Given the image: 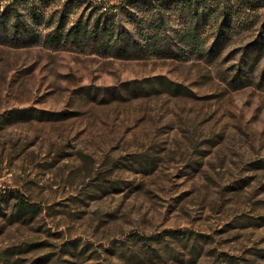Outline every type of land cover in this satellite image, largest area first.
Returning <instances> with one entry per match:
<instances>
[{
  "label": "rangeland",
  "instance_id": "obj_1",
  "mask_svg": "<svg viewBox=\"0 0 264 264\" xmlns=\"http://www.w3.org/2000/svg\"><path fill=\"white\" fill-rule=\"evenodd\" d=\"M260 19L208 59L0 42V264H264V79L232 78ZM159 74L185 91L133 88Z\"/></svg>",
  "mask_w": 264,
  "mask_h": 264
},
{
  "label": "trees",
  "instance_id": "obj_2",
  "mask_svg": "<svg viewBox=\"0 0 264 264\" xmlns=\"http://www.w3.org/2000/svg\"><path fill=\"white\" fill-rule=\"evenodd\" d=\"M261 1L127 0L122 10L102 4L87 15L82 10L71 23L66 6L57 16L47 13L52 0H13L0 11V42L18 46L38 42L40 34L36 27H51L57 22L45 33L46 40L57 46L93 47L105 55L123 58L155 55L186 59L192 54L219 58L237 33L261 20ZM261 28L262 33L243 47L238 67L232 73L234 80L254 78L258 68L259 77L264 79V66L259 67L264 50V22ZM133 81V88L142 94L163 89L185 91L180 82L164 74ZM62 114L45 109L35 111L29 106L12 115L27 119L44 115L59 118ZM19 201V215L36 212L34 205L20 196Z\"/></svg>",
  "mask_w": 264,
  "mask_h": 264
}]
</instances>
